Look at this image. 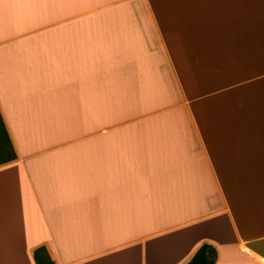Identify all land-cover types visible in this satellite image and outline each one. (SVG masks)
Instances as JSON below:
<instances>
[{
	"label": "crops",
	"instance_id": "obj_1",
	"mask_svg": "<svg viewBox=\"0 0 264 264\" xmlns=\"http://www.w3.org/2000/svg\"><path fill=\"white\" fill-rule=\"evenodd\" d=\"M0 264L264 260V0H0Z\"/></svg>",
	"mask_w": 264,
	"mask_h": 264
},
{
	"label": "trees",
	"instance_id": "obj_2",
	"mask_svg": "<svg viewBox=\"0 0 264 264\" xmlns=\"http://www.w3.org/2000/svg\"><path fill=\"white\" fill-rule=\"evenodd\" d=\"M16 158L15 149L0 114V165L11 162ZM217 258L216 248L204 244L188 264H216ZM35 261L37 264H55L45 247H40L35 251Z\"/></svg>",
	"mask_w": 264,
	"mask_h": 264
},
{
	"label": "built area",
	"instance_id": "obj_3",
	"mask_svg": "<svg viewBox=\"0 0 264 264\" xmlns=\"http://www.w3.org/2000/svg\"><path fill=\"white\" fill-rule=\"evenodd\" d=\"M260 262H261L262 264H264V260H261Z\"/></svg>",
	"mask_w": 264,
	"mask_h": 264
}]
</instances>
